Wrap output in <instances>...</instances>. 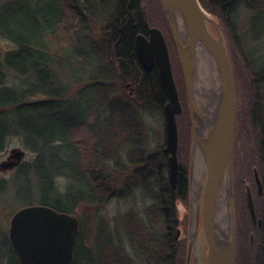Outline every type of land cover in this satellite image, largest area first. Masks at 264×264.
Here are the masks:
<instances>
[{
	"label": "trees",
	"instance_id": "1",
	"mask_svg": "<svg viewBox=\"0 0 264 264\" xmlns=\"http://www.w3.org/2000/svg\"><path fill=\"white\" fill-rule=\"evenodd\" d=\"M248 3L252 10L264 6V0ZM239 7L240 0H212L209 12L220 24L228 43L236 93H239L236 148L242 147L244 151L240 175L252 180V168L259 163L257 166L264 183V107L260 100L254 99L251 111L246 113L241 108L247 104V95H253L257 89L254 83L257 87L264 81V67L258 65L264 54L258 55L260 49L254 51L251 55L255 60L251 66L248 54L236 45L235 35L241 22ZM0 10V34L17 46L5 54L3 63L19 78L11 84L6 73L0 70V152L15 137L21 138L26 149L36 156L32 164H24L19 169L17 179L23 178L29 183L30 173L33 174L41 194L40 206L67 214H75L86 204L99 207L103 198L110 199L111 189L105 185V181L109 184L108 176L101 174L100 166H97L99 143L91 141L98 133L99 122H95L98 115L94 112L104 110L109 117L114 114L127 117L119 112L117 102L110 99L116 81L132 84L138 104L163 111L167 103L158 68L147 72L136 53V39L145 25L143 0H7ZM96 27L101 29L98 42L92 37ZM166 28L175 57V71L180 77L179 84L184 87L172 36L167 25ZM211 31L216 35L212 26ZM258 36H264V33ZM56 40L60 55L55 53ZM58 65L66 72L76 74L72 78L78 87L87 84L71 99L67 97L69 89L63 86L50 88V75ZM41 79L45 80V87L40 86ZM87 89L92 90V97L98 98L84 107L78 99ZM185 114L189 118L188 110ZM110 121L111 128L113 121ZM247 123H250L252 137L247 130L243 131ZM136 125L139 140L142 132L137 120ZM81 133H85L84 137ZM255 149L259 156L255 155ZM161 156L165 159L164 154ZM149 160L155 161L153 157ZM152 175L159 183L157 198L144 217L128 220L131 248L107 235H100L101 246L97 261L93 262L92 251L82 244L83 221L80 220L72 264H80V253L83 257L89 255L84 257L82 264L185 263L187 243L177 237L182 224L177 206L180 201L186 208L189 204V168L180 170L177 190L172 188L169 179L157 177V172ZM62 178L69 180L67 190L60 186ZM238 186L236 192L238 189L242 194L243 188L245 191V201L241 202L243 215L249 213L252 220L247 204L248 187H243V183ZM5 245L13 257L9 264H21L7 238Z\"/></svg>",
	"mask_w": 264,
	"mask_h": 264
},
{
	"label": "water",
	"instance_id": "2",
	"mask_svg": "<svg viewBox=\"0 0 264 264\" xmlns=\"http://www.w3.org/2000/svg\"><path fill=\"white\" fill-rule=\"evenodd\" d=\"M159 4L181 67L192 132L187 264H194V252L201 233L208 248L207 264H236L234 172L238 104L225 36L220 24L200 0H159ZM146 26L150 38L137 37L136 53L147 72L158 68L167 96L165 151L169 180L172 188L177 190L180 175L177 117L183 113V105L167 40L160 29L150 28L148 22ZM198 53L214 76L213 86L207 91L203 90ZM25 156L23 150L14 149L8 161L0 165V170H13L22 164ZM198 158L202 162V170L198 172L199 185L193 174ZM254 177L262 194L263 183L257 168ZM247 204L252 220L257 224L250 187L247 188ZM79 233L80 222L76 216L38 205L22 208L13 216L9 238L21 264H72ZM180 235L181 230H178V238Z\"/></svg>",
	"mask_w": 264,
	"mask_h": 264
},
{
	"label": "rangeland",
	"instance_id": "3",
	"mask_svg": "<svg viewBox=\"0 0 264 264\" xmlns=\"http://www.w3.org/2000/svg\"><path fill=\"white\" fill-rule=\"evenodd\" d=\"M6 1L7 0H0V8H1V4H3ZM249 1L251 0H240V7L238 12L241 17V22L239 23V29L237 34L235 35V38H236V45L240 47L241 51H245L250 57L248 62H250L252 66V62L253 60H255V57L251 54L258 49L261 50L258 55L264 54V36H258L259 34L264 33V13H260L261 11H264V6L260 10L258 9L252 10L247 5L249 4L248 3ZM153 2L154 0H143V6L146 7L148 12L150 13V17L147 18V21L149 26L160 28L161 21L159 20V15L155 10L156 8H154L153 6ZM200 2L203 5V7L209 12L212 0H200ZM256 16H258V18H254ZM161 27H164V25H162ZM164 29L165 31H167L166 26L164 27ZM68 34L69 31L66 33V35L68 36ZM92 37L96 42L100 40L101 29L99 27L95 28ZM16 48L17 46L14 42H12L8 38L0 34V70L6 73L7 78L11 84L12 82L14 83L16 80H18L19 78H17L16 75H14L5 67V64L3 63L4 62L3 59L6 53L12 52ZM54 48H55V53L57 55H60L61 49H59L60 46L58 40L54 42ZM170 49L171 52L173 53L171 46ZM172 59H173V70L175 73V79L176 82L178 80L177 86L180 90V95L183 100V104L185 105L186 104L185 102L187 100V98L185 97L186 95H184L185 88L179 84L180 77L177 76L178 73L177 71H175L176 64H175L174 54H172ZM242 60H241V64H243ZM258 65H260L262 68L264 67V58L260 59ZM251 66L250 68L253 69ZM73 76H76V74L75 75L73 74V71L68 73L65 71V69H63L62 66L58 65V68L54 69V72L50 75V77H52L51 78L52 85L50 88L55 86L57 87L63 86L67 90L69 89V92L67 94L68 99L73 98L74 96L77 95L78 89H81L82 87L87 85L84 84L78 87V85H76V83L73 81L72 78ZM87 82L89 81H86L85 83ZM127 84H131V83L116 81L115 85L113 86L114 91L111 92L110 94V99L117 102V105H119L121 108H125L128 110L129 108H131L134 117H136V120L141 125L140 126L141 132L142 133L145 132L146 138H141V140H145L144 141L145 149L146 152L148 151L146 154L148 156L153 157V160L155 161L154 163H151L149 160L148 161L149 166L146 169L145 168L141 169L140 172H136V174H134L133 172H128L124 174L116 172L114 180L112 179V174H111L112 168H114L112 167L113 164L111 162V158H110V166L109 163H105V166L109 171V176H108L109 184L105 181V185L109 186L110 189L113 191L112 193L113 196L111 195L110 199L106 201L104 206H99L95 208L93 205L90 206L89 204L82 205L79 207L78 211L74 214L79 219V221L80 220L83 221L82 244H84L86 248L92 251L91 258L93 262L97 261L98 248L99 246H101L100 237H99L100 235L102 236L107 235L113 241L125 245L128 249L131 248V240L127 226L128 220L130 218L136 219L138 217H144L147 209L150 208L155 203L156 201L155 198H157V193L159 190L158 187L159 183L155 182L156 180L155 179L156 177H154L155 175H152L150 179L147 180L146 174L147 175L149 173L153 174V172L158 173L159 169H163L162 176L164 180L169 179L167 168H165L166 161L163 158V156H161L163 155V151L165 149V142H166L164 113L163 111L158 110L156 108L152 109L145 105L138 104L137 101L135 102L134 95H129L130 92H134V90L128 88ZM241 85L244 84L242 83ZM40 86L45 87V80L42 79L40 80ZM254 88L257 89L253 91V95L246 94L247 96H249L247 100V104L241 107L246 110V113H248L249 109L251 111L252 108L251 103L252 104L254 103V99L257 101L260 100L264 107V81L258 84L257 87L256 84L254 83ZM237 94L239 96V93ZM96 98H98V96L92 97V90L87 89L83 95H80L78 99V103H81L82 106L87 107L93 100H96ZM38 99H42V97H39ZM94 113L98 115V119L95 120V122H99L97 123L98 133L92 136L91 141L95 144L96 143L98 144L100 143L101 140L102 119L103 116L104 118H106L108 114L105 113V111H101V112L97 111ZM125 116H127V114ZM107 119L108 121L110 119L113 121L111 132L112 133L113 131L119 132L116 125L121 123L120 116L114 114L112 117H109L108 115ZM189 122L190 119L185 114V112L178 118L179 135H180L179 162L181 165V170L182 169L184 170L188 167L190 173L192 145H191V127ZM246 126L247 128L243 129V131L246 132L247 130L249 136L252 137L250 123L249 125L247 123ZM256 133H257V137L259 138V133L257 128H256ZM84 134L85 133H81L80 136L84 137ZM122 135L123 134H121V136ZM240 138H241V134H240ZM122 139H123L122 137H119L116 140V141H120L116 145V149H117L116 151L118 153L116 156L117 162L119 160L118 167L127 166V164L124 163L128 162L127 155L129 152V147L122 142ZM113 144L115 145V142H113ZM14 149H20L26 153L23 164H32L36 159V156L26 149L24 141L21 138L12 137L9 140L6 149L3 152H0V165L3 164L4 162H7L8 156L11 154V152ZM254 153L255 155L257 153V156H259L257 149H255ZM243 159H244L243 148L242 147L239 149L236 148L234 190H235V207H236V216H237V243H236L237 257H239L240 254L239 251L243 252V246H244L243 244H247L248 247L250 245V247L247 249V258H248L247 264H261V260L258 257L259 254L256 246L257 226H255L254 222L251 220L249 213L247 214L245 213L246 216L243 215L241 202L242 200L245 201L244 200L245 191L243 188L242 194L238 192V189L236 192V186L237 184L240 186V184L243 183V187L245 186L251 188L255 200V205L257 208L256 212L259 214L264 209V197L263 198L261 197V195L264 193V185H263L262 194H260L253 172L255 168H257L258 171L260 170V167L257 166L259 164L258 161H257L258 164L256 166H253L252 168V175H251L252 180H249L247 178L245 179L242 178L240 173L243 167ZM101 160H102L101 152H99L98 157L96 158L98 167L102 165ZM140 164L141 163H138L137 166H139ZM16 168L8 171L0 170V264H9V260L13 259L9 249H7L5 245L6 238L9 240V230L13 216L22 208L28 206L40 205L39 202L41 200V194L37 185V181L34 178H32L33 174L30 173V182L27 183L26 180L23 178L17 179V175L19 174L20 170ZM140 173H142V176L140 175V178L144 177L145 183H143V178H142V183L140 180H137V178H139L138 176ZM193 174L196 180L197 179L196 176H199L198 175L199 173L195 168ZM156 176L158 177V174ZM109 177L111 178V180H109ZM198 182H200V179L196 183L198 184ZM59 183L62 189L67 190L69 184V180L67 178H62ZM177 208H178V219L180 218L182 222L178 230H181L182 232V235L180 236V241L183 242L186 241L184 237L188 236V232H189L190 201L187 208L184 207L181 201L178 202ZM245 233L246 235H244ZM177 235H178V231H177ZM252 235H254L253 240L251 239ZM202 248H204V251H202ZM207 254H208V248L206 246V239L201 233V236L196 246V250L194 252V259H193L194 264H207L208 262ZM84 257L88 258L89 255L85 254ZM84 257L82 256V253L79 254L78 262L80 264H82ZM184 264H186V258Z\"/></svg>",
	"mask_w": 264,
	"mask_h": 264
},
{
	"label": "flooded vegetation",
	"instance_id": "4",
	"mask_svg": "<svg viewBox=\"0 0 264 264\" xmlns=\"http://www.w3.org/2000/svg\"><path fill=\"white\" fill-rule=\"evenodd\" d=\"M153 6H154V8H156L155 10L157 11V13L159 15V20L161 21V26L164 25V27H165L166 26V20L164 18V15L162 14L163 12H162V9L160 7L159 1L154 0ZM144 10H145V25H144V30L142 32V35L146 36L149 39L150 34H149L148 28L146 26V20H147V18L150 17V13L148 12L146 7H144ZM161 26L159 29L163 32V34L167 40L168 45H170L167 31H165L164 27H161ZM150 27L157 28L154 26H150ZM127 87L133 90V87L131 84H127ZM129 95H134V92H130ZM183 107H184V112H185L186 111V104L185 105L183 104ZM119 108H120L119 112L124 113V115L127 114V117H120L121 123L116 125L119 132L113 131V133H112L111 132L112 129L110 128L111 121L109 120L108 123H106L107 119L104 118V116H103L102 123H101V140L99 143V152H101V158H102V160H101L102 165L100 166V172H101V174H103L105 176H109V171L107 170L105 163H109V166H110V158H111V162L113 164L112 167H114V168H112V173H111L113 180H114L116 172L121 173V174L133 172L134 174H136V172H140L141 169H143V168L146 169L149 166L148 161L151 157V156H148L146 154L148 151L146 152V149H145V142H144L145 140H141V138H146L145 132L140 133L141 138L139 140L137 139L136 117H134L133 112L131 111V108H129V110L125 109V108H121V107H119ZM106 134H107V136H106ZM121 134H123V135L121 136ZM116 136L122 137L123 138L122 142L125 143L129 147V152L127 155L128 156V158H127L128 162L124 163V164H127V166H119L118 167L119 160L117 162L116 156L118 153L116 151L117 150L116 145L120 141H116L119 138ZM113 142H115V145L113 144ZM163 154L165 155L164 157H165L166 167H167V172H168V154L165 151H163ZM114 156H115V158H114ZM9 158H10V155L8 156L7 161ZM138 163H141V164L139 166H137ZM124 164H122V165H124ZM20 165L21 166H18L16 169H20L24 164H20ZM162 171H163V169H159V171L157 173L160 177H162V174H161ZM140 175L142 176V173L139 174V176H138L139 178H137V180H140L142 183V178H143V183H145L144 177L140 178ZM151 176H152V173H149L148 175L146 174L147 179H150ZM109 180H111L110 177H109ZM110 184H111V182H110ZM112 189H113V186H112ZM112 193H113V191L109 194V197H111V195L113 196ZM261 197L262 198L264 197V193L261 195ZM107 200H108L107 198H105V199L103 198L100 206H104ZM256 232H257L256 246H257V251L259 254L258 257L261 260V264H264V209L262 212H260L258 214ZM188 237H189V232H188V236L184 237V239L186 240V243H187V248H188ZM243 245H244L243 246V252L239 251L240 254L238 257V264H247L248 263L247 249L250 247V245H249V247L247 244H243ZM187 251H188V249H187ZM202 251H204V248H202ZM185 258L187 260V252H186ZM186 264H187V261H186Z\"/></svg>",
	"mask_w": 264,
	"mask_h": 264
},
{
	"label": "bare ground",
	"instance_id": "5",
	"mask_svg": "<svg viewBox=\"0 0 264 264\" xmlns=\"http://www.w3.org/2000/svg\"><path fill=\"white\" fill-rule=\"evenodd\" d=\"M199 65H200V71H201V79L203 83V90L207 91V89H210L211 86H213L214 83V76L210 74L209 69L205 61L203 60V57L200 53L197 54ZM197 171L200 173L202 170V162L201 159L198 158L197 160ZM196 182L199 181V176H196ZM199 185V184H197Z\"/></svg>",
	"mask_w": 264,
	"mask_h": 264
}]
</instances>
